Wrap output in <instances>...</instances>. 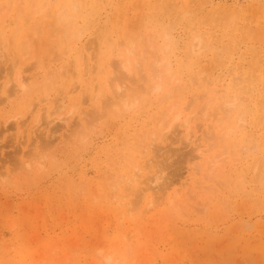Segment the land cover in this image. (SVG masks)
<instances>
[{"label": "rangeland", "instance_id": "1", "mask_svg": "<svg viewBox=\"0 0 264 264\" xmlns=\"http://www.w3.org/2000/svg\"><path fill=\"white\" fill-rule=\"evenodd\" d=\"M73 1L0 0V264H264V0Z\"/></svg>", "mask_w": 264, "mask_h": 264}, {"label": "bare ground", "instance_id": "2", "mask_svg": "<svg viewBox=\"0 0 264 264\" xmlns=\"http://www.w3.org/2000/svg\"><path fill=\"white\" fill-rule=\"evenodd\" d=\"M34 1H36V0H34ZM81 1H82V0H81ZM32 2H33V1H32ZM43 2H44V1H43ZM43 2H41V3H43ZM46 2H47V0H46ZM48 2H49V3H48ZM48 2H47V3H44V5H42V6H40V7H39L38 3L35 2V3H37V5L34 6V7H35V8H34L35 11H34V13H32V15H34V16L36 17L38 14L44 12V11H45V8L48 7V4H52V3H53V2L51 3V1H48ZM55 2H56V1H55ZM55 2H54V3H55ZM75 2H76V0H75ZM75 2L73 1L72 4H74ZM33 3H34V2H33ZM76 3H77V2H76ZM208 3H209V2H208ZM208 3H207V4H208ZM23 4H24V3H23ZM32 5H33V4H32ZM76 5H78V4H75V5L73 6V8H76V9H77V6H76ZM205 5H206V4H205ZM69 6H70V5H69ZM70 7H71V6H70ZM18 8H19V7H18ZM20 8H21V7H20ZM20 8H19V9H20ZM62 9H65V8H62ZM15 10H17V8H16ZM20 10L22 11V8H21ZM32 10H33V9H32ZM32 10H31V12H33ZM78 10H79V9H77V11H78ZM81 10H82V9H81ZM72 11H73V10H72ZM218 11H219V10H218ZM26 12H27V11H26ZM66 12H67V11H66ZM66 12H65V11L63 12V11L61 10V12L58 13V15L56 14V16H57V18H56V24H57L56 26H57V27H56V29H55V31H57V32H55L56 34H58V33H59L58 31L60 30V28H62V27H60V26H63V27H64V26H66V27L69 26V27H70V24L72 23V21L70 20L71 17H70V16L68 15V13H66ZM79 12H80V11H79ZM20 13H21V12H20ZM47 13H48V12H47ZM47 13H46V14H47ZM77 13H78V12H77ZM219 13H220V12H219ZM18 14H19V13H18ZM49 14H50V13H49ZM80 14H81V13H80ZM6 16H7V14H6ZM14 16H15V15H14ZM21 16H22V15H21ZM44 16H45V15H44ZM48 16H49V15H46L45 17H48ZM3 18H5V17H3ZM3 18H2V19H3ZM9 18H10V17H9ZM17 18H19V17L17 16ZM27 18H30V15H29V17H27ZM43 18H44V17H43ZM77 18H78V17H77ZM40 19H41V18H39V20H40ZM31 20H32V19H30V20H28V21H31ZM37 20H38V19H37ZM32 21H33V20H32ZM43 21L45 22L44 19H43ZM43 21H42V22H43ZM70 21H71V23H69ZM35 22H37V21H35ZM35 22H34V23H35ZM42 22H40V23L38 22L39 24L36 23V25H35V26H36V29H38V31H37L36 29H33V32L36 34L35 37L39 34V33L37 34V32H41V31H39V30L41 29L40 26L43 25ZM25 24L27 25V21H26ZM37 24H38V25L41 24V25L39 26V28H37ZM77 24H78V23H77ZM35 26H33V27H35ZM7 27H10L11 29H14V30H15V33L13 32L14 35H12L13 37H15V34L20 33L21 31H23L22 29L25 28V27H22V26H21V24H20V22L18 21V19H17V20H16V19H15V20H9V21H8V24H7ZM7 27H6V28H7ZM75 27H76V26H75ZM3 28H4V27H3ZM51 28H52V27H51ZM70 28H71V27H70ZM81 28H82V27H81ZM169 28H170V27H169ZM62 29H64V28H62ZM62 29H61V32H62ZM67 29H69V28H67ZM102 29H103V28H102ZM34 30H35V31H34ZM53 30H54V28H53ZM80 30H81V29H80ZM9 31H11V30H9ZM9 31H8V32H9ZM31 31H32V30H31ZM46 31H47V30H46ZM64 31H65V30H64ZM68 31H69V30L66 31V34H67ZM33 32H31L32 35H34ZM47 32H48V31H47ZM21 33H22V32H21ZM49 33H50V32H49ZM62 33H63V32H62ZM62 33H61V34H62ZM64 33H65V32H64ZM2 34H3V33H2ZM2 34H1V35H2ZM8 34H9V33H8ZM17 36L19 37V34H18ZM30 36H31V35H30ZM49 36H50V35H49ZM13 37H12V38H13ZM27 37H28V36H27ZM165 37H166V36H165ZM165 37H164V38H165ZM24 38H25V37H24ZM30 38H31V37H30ZM48 38H49V37H48ZM197 38H198V37H197ZM15 39H16V37H15ZM33 39H34V38H33ZM166 39H168V38L166 37ZM201 39H202V38H200V41H201ZM10 40H11V39H10ZM24 40H27V39H24ZM31 40H32V39H31ZM93 40H94V41H93V44H92V47H93V48L90 47L91 44H89V45H90L89 48H91V50H94V51H96V49L99 50V45H98V43H96V42H97V41H96V38L93 39ZM4 41H5V40H3V43H4ZM12 41H13V40H11V42H12ZM22 41H23V40H21V43H22ZM166 41H169V39L166 40ZM198 41H199V40H198ZM198 41L195 39V43L197 42V44H199ZM29 42H30L29 40H28V42L25 41V42H24V43H26L25 45H24V43H22V46H23L24 49L28 47L27 49H25V51L23 52V54H22V52L19 50V49H21L22 47H21V48H18V51L21 52L20 55H22V56H20V59H21L24 55H25V57H26L27 50L31 48V47L29 46V45L31 44V42H30V44H29ZM201 42H202V41H201ZM0 44H1L0 47H2V48L0 49V51H1L2 49H5V50L8 49V51H9V48H6V47H5V46H6V43H4L3 46H2V43H1V40H0ZM10 44H11V43L9 42V45H10ZM27 44H28V46L26 47ZM120 44H121V46L124 45V43H123V44L120 43ZM200 44H201V43H200ZM191 45H193L192 47H193L194 49L197 48V47L199 46V45L197 46V45L194 44V43H191ZM20 46H21V44H20ZM20 46H18V47H20ZM118 46H119V45H118ZM131 46H132V45H131ZM3 47H4V48H3ZM10 47H11V46H10ZM119 47H120V46H119ZM119 47H118V48H119ZM128 47H129V46H128ZM128 47H125V49L128 48ZM164 47H165V46H164ZM164 47H162V48L164 49ZM23 48H22V51L24 50ZM131 48H132V47H131ZM131 48H130V49H131ZM190 48H191V47H190ZM113 49H114V48H113ZM119 49H120V48H119ZM125 49H124V50H125ZM165 49H166V47H165ZM194 49H193V51H194ZM11 50H12V49H11ZM132 50H133V49H132ZM167 50H168V49H167ZM191 50H192V49H191ZM191 50H190V51H191ZM195 50H196V49H195ZM94 51H93V52H94ZM101 51H102V50H101ZM130 51H131V50H130ZM12 52H13V51H12ZM127 52H129V50H128ZM131 52H132V51H131ZM164 52L167 53L168 51L164 50L163 53H164ZM194 52H195V51H194ZM0 53H1V52H0ZM3 53H4V50H3ZM7 53H8V52L6 51V54H7ZM28 53H29V52H28ZM78 53H80V52H78ZM129 53H130V52H129ZM133 53H134V51H133ZM18 54H19V53H18ZM95 54H97V51L95 52ZM95 54H94V55H95ZM131 54H132V53H131ZM134 54H135V53H134ZM164 54H165V53H164ZM167 54H169V52H168ZM2 55H3V54H2ZM94 55H92V53H91V56H94ZM5 56H6V55H5ZM5 56H3L2 58H4ZM8 56H9V54L7 55V57H8ZM12 56H14V54H13ZM99 56H100V55H99ZM128 56H129V55H128ZM61 57H62V56H61ZM95 57H96V55H95ZM83 58H85V60H83ZM122 58H123V57H122ZM0 59H1V57H0ZM15 59H16V60H15ZM15 59H14V60H11L12 63H11L10 65H12V68H13V69H11V71L14 70V71L18 72V71H17V70H19V69H17V68H18V66H17V64H18V59L16 58V55H15ZM23 59H24V58H23ZM61 59H62V58H61ZM78 59H80V60L82 59L83 63H82L81 65H78L76 68H73V69H74L73 71L69 70L70 72L73 73V74L71 73V75L73 76V80L75 81L74 83H72L73 85H71V82H73V80H72L71 82H69V84L71 85V87H72V86H73V87H72V89L70 88L71 90H69V87H68V89H67L68 91L64 92V94H63V92H62V93L59 92V93H61V95L58 94V93H56V94H58V99H57V100H56L55 98H54V99L56 100V103L59 104V106H56V108H55V105H53L54 103L52 104L53 109L55 108L53 113H55V111H56L57 113H58V112H61V111H59V110H62V109L64 108L65 100H66V98L68 97V95H70V94H71V95L75 94V93L78 91V88H79V87L82 89L83 84H85L86 82L88 83V81H89L90 79H92V80H98V82L96 81V82L98 83L96 89H98V90H97V91H98V95L101 96V95H100L101 91H100L99 87H102V86H100V85H101V79L104 78V75H105V73L103 72V68L99 65V63H98V66H97V67L94 66V65L91 63V64H92V67H93V66L95 67V68H92V67L88 64V62H89L88 59L86 60V57H85L84 55H82V54H81V57L78 58ZM91 59H92V58H91ZM98 59H100V58H97V60H98ZM111 59H112V56H111ZM80 60H79V63L82 62V61H80ZM100 60H101V59H100ZM121 60H122V59H121ZM2 61H3V60H2ZM2 61H1V63H3V62L6 61V60H4L3 62H2ZM7 61H8V60H7ZM59 61H60V60H59ZM66 61H67V59H66ZM98 61H99V60H98ZM131 61H132V60H131ZM165 61H166V60H165ZM68 62H69V61H68ZM68 62H67V64H68ZM111 62H112V61H110V63H111ZM115 62L117 63L118 61H115ZM132 62H133V61H132ZM159 62H160V63H159ZM159 62H158V63L160 64V66H159L158 63H156V65L158 64V65L156 66V67H158V69H159L161 66H163V64H164V63H162V62H164L163 60H162V62H161V61H159ZM1 63H0V64H1ZM64 63H65V62H64ZM70 63H71V62H69V64H70ZM76 63H78V62H76ZM79 63H78V64H79ZM118 63H119V62H118ZM118 63L116 64V67H115V63L113 62V65H114V67H115V69H116V71L114 70L115 73H117V71H118L117 69H118V68H119V73H120V72L122 73V71L124 72V73H122V74L120 73L122 76H120V77L118 76V77H117V80H118V81L120 80V79H118V78H121L122 80L125 81V80H128L129 77H134V76H132V75H133V74H132L133 72H132V69H131V63H130V61H129L128 58H127L125 61L123 60V62H121V64H118ZM161 63H162V65H161ZM72 64H73V63H72ZM100 64H101V62H100ZM105 65H106V64H105ZM109 65H111V64H109ZM109 65H108V66H109ZM117 65H118V67H117ZM154 65H155V64H154ZM154 65L152 66V68H154ZM167 65H168V64H167ZM1 66H2V65H1ZM1 66H0V67H1ZM37 66H38V65H37ZM70 66H71V65H70ZM74 66H75V65H74ZM170 66H171V63H170ZM71 67H72V66H71ZM111 67H113V66H111ZM114 67H113V68H114ZM156 67H155V68H156ZM2 68H3V66H2ZM61 68H63V66H62ZM64 68H65V67H64ZM69 68H70V67H69ZM69 68H68V69H69ZM8 69H9V68H8ZM8 69H7V70H8ZM65 69H66V68H65ZM158 69L156 68V70H158ZM92 70H93V71H92ZM156 70H153V73H154V71H156ZM159 70H160V69H159ZM9 71H10V70H9ZM11 71H10V72H11ZM151 71H152V70H151ZM10 72H9V73H10ZM63 72H64V71H63ZM82 72H83V74H82ZM7 73H8V71H7ZM39 73H40V72H39ZM112 73H113V72H112ZM119 73H118V74H119ZM155 73H157V72H155ZM155 73H154V74H155ZM166 73H167V72H166ZM66 74H69V73H66ZM93 74H95V77L93 76ZM143 74H144V73H143ZM143 74H142V75H143ZM147 74H148V72H146V75H147ZM36 75H37V74H36ZM91 75H92V76H91ZM106 75H107V72H106ZM111 75H112V74H111ZM111 75H110L109 79H111V82H112V81H113V80H112L113 78H111V77H112ZM113 75H114V73H113ZM115 75L117 76V74H115ZM115 75H114L113 77H115ZM139 75H140V74H139ZM142 75H141V76H142ZM144 75H145V74H144ZM18 76H20V72L17 73V79H16V80H18ZM67 76H69V75H67ZM67 76H66V77H67ZM72 76H71V77H72ZM90 76H91L92 78H90ZM158 76H161V74L158 75ZM9 77H10V76H9ZM93 77H94V78H93ZM137 77H138V76H137ZM143 77H144V76H143ZM161 77H162V76H161ZM15 78H16V77H15ZM67 78H69V77H67ZM138 78H139V77H138ZM151 78L153 79V76H152ZM158 78H159V77H158ZM173 78H174V77H173ZM70 79H71V78H70ZM104 79H105V78H104ZM145 79H146V78H145ZM159 79H160V78H159ZM9 80H10V79H9ZM92 80H91V81H92ZM130 80H131V78H130ZM154 80H157V79H154ZM163 80H164V79H163ZM172 80H173V79H172ZM10 81H11V80H10ZM12 81H13V80H12ZM12 81H11V82H12ZM22 81H24V80H22ZM102 81H103V80H102ZM105 81H106V79H105ZM105 81H103V82L105 83ZM115 81H116V77H115ZM118 81H117V82H118ZM137 81H138V80H137ZM137 81H135V82H137ZM142 81H144V80H142ZM18 82H19V81H18ZM24 82H26V81H24ZM24 82H23V84H22V82H20V83L22 84V86H20L21 88H18V86H17V89H15V88H13V89L17 90L16 92H18V90H20V91L22 90L23 93H26L27 91H24V90H23V89H25ZM169 82H171V83H169V84H172V81H171V80H169ZM12 83L15 84L16 82H15V83L12 82ZM26 83H27V82H26ZM26 83H25V85H27ZM87 83H86V84H87ZM92 83H93V82H92ZM92 83H90V85H91ZM99 83H100V85H99ZM108 83H109V82H108ZM108 83H107V84H108ZM115 83H116V82H115ZM119 83H120V81H119ZM142 83H143V82H142ZM146 83H147V82H146ZM10 84H11V83H10ZM13 84H11V86H13ZM21 84H20V85H21ZM105 84H106V83H105ZM133 84L135 85L134 81H133ZM138 84H141V83L139 82ZM16 85H17V84H16ZM70 85H68V86H70ZM134 85H133V87L135 88ZM136 85H137V84H136ZM8 86H9V84H8ZM34 86H36V85L34 84ZM98 86H99V87H98ZM106 86H108V85H106ZM112 86H113V84H112ZM131 86H132V85H131ZM160 86H161V85H160ZM15 87H16V86H15ZM88 87H89V86L86 85V88H88ZM103 87H104V86H103ZM137 87H138V89H140V86L137 85ZM142 87H143V86H141V88H142ZM153 87H154V86H153ZM235 87H236V86H235ZM94 88H95V87H94ZM108 88H111V87L109 86ZM113 88H114V86H113ZM113 88H112V90H113ZM121 88H122V86H118V84H117V85H116V89H117V90L114 91V92H116L117 94H118V93L120 94V90H121ZM156 88H157V87H156ZM156 88H155V89H156ZM159 88H161V87H159ZM7 89H8V88H6V90H7ZM13 89H12V90H13ZM64 89H66V88H64ZM101 89H102V88H101ZM106 89H107V88H106ZM155 89H154V91H155ZM157 89H158V88H157ZM103 90H104V89H103ZM108 90H109V89H108ZM112 90H111V91H112ZM235 90H237V89H235ZM9 91H11V90H9ZM20 91H19V92H20ZM109 91H110V90H109ZM131 91L134 92L133 90H131ZM135 91H136V88H135ZM12 92H13V91H11V93H12ZM81 92H82V91H81ZM174 92H175V91H174ZM216 92H217V91H216ZM116 93H115V94H116ZM122 93H123V92H122ZM220 93H221V92H220ZM220 93H219V94H220ZM16 94H17V93H16ZM112 94H113V93H111L110 95H112ZM221 94H222V93H221ZM235 94H236V92H235ZM223 95H224V94H223ZM49 96H50V95H49ZM49 96H48V97H49ZM107 96H108V95H107ZM113 96H114V95H113ZM115 96H116V95H115ZM115 96H114V97H115ZM117 96H118V97H119V96L121 97V95H117ZM122 96H123V95H122ZM168 96H169V95H168ZM56 97H57V96H56ZM114 97H113L112 100H115ZM108 98H112V97H108ZM108 98H107V99H108ZM116 98H117V97H116ZM228 98H229V97H228ZM119 99H120V98H119ZM121 99H122V98H121ZM47 100H48V99H47ZM47 100H46V101H43V102H47ZM52 100H53V98H52ZM52 100H51V101H52ZM55 100H54V102H55ZM71 100L73 101V99H71ZM80 100H82V99H80ZM193 100H194V99H193ZM224 100H225V99H224ZM74 101H75V99H74ZM82 101H83V100H82ZM109 101H110V100H107V102H109ZM114 102H115V101H114ZM193 102H194V101H193ZM41 103H42V102H41ZM41 103L39 102V104H41ZM50 103H51V102H50ZM194 103H195V102H194ZM192 104H193V103H192ZM228 104H229V103H228ZM48 105H49V104H48ZM56 105H57V104H56ZM176 105H178V104H176ZM232 105H233V104H232ZM45 106H46V105H45ZM174 106H175V105H174ZM190 106H191V105H190ZM230 106H231V104H230ZM175 107H176V106H175ZM179 107H180V106H179ZM231 107H232V106H231ZM191 108H192V107H191ZM45 109H46V108L44 107V110H45ZM48 109H50V107H49ZM53 109H50V111L52 112ZM64 109H65V108H64ZM64 109H63V111H64ZM170 109H172V108H170ZM40 110H41V113H42V110H43V109H40ZM44 110H43V112H44ZM169 111H170V110H169ZM171 111H172V110H171ZM53 113H52V114H53ZM171 113H172V112H171ZM179 113H180V112H179ZM179 113H178V114H179ZM42 114H43V113H42ZM44 114H45V113H44ZM175 114H176V113H175ZM180 114H181V113H180ZM166 116H167V115H166ZM37 117H38V116H37ZM179 117H180L179 115L176 116L177 119H178ZM166 118H167V117H166ZM177 119H176V120H177ZM179 119H180V118H179ZM240 119H241V118H240ZM173 120H174V118H173ZM177 121H178V120H177ZM170 123H171V122H170ZM23 126H24V125H23ZM23 126H22V127H23ZM163 126H164V125H163ZM19 129H20V128H19ZM224 152H225V151H224ZM127 231H128V230H127ZM127 231H126V232H127ZM126 234H127V233H126ZM135 238H136V237H135ZM106 260H107L108 262H111V260H112V256H111V257H110V256L107 257ZM107 261H106V262H107Z\"/></svg>", "mask_w": 264, "mask_h": 264}]
</instances>
